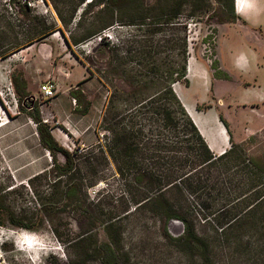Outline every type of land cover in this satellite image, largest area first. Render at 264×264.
Listing matches in <instances>:
<instances>
[{
  "label": "rangeland",
  "instance_id": "obj_1",
  "mask_svg": "<svg viewBox=\"0 0 264 264\" xmlns=\"http://www.w3.org/2000/svg\"><path fill=\"white\" fill-rule=\"evenodd\" d=\"M210 1L211 9L201 17H190L186 7L177 17L173 18L171 13L162 15L156 25L158 31L148 35L149 48L143 55L138 51L142 29L128 22H115L101 34L71 44L70 48L56 30L0 58V202L7 209V218L0 216L3 222L0 229L5 230V235L20 230L35 234L47 250V255L41 252L36 260L12 240L5 239L0 243L4 264L258 263L254 260V238L248 240L249 233L237 246L216 243L211 262L181 251L164 238L159 217L149 208H138L129 195H123L125 188L113 163L97 154L98 147H105L111 138L104 130L108 126L104 117H109L106 109L110 98L117 96L116 112L125 115L136 103L135 98L127 95L134 76L158 68L159 75L166 78L169 66L179 59L180 44L185 38L187 78L174 87L179 97H183L189 108H194L196 123L213 145L223 142L221 116L229 130L226 131L228 144L222 148L230 147L231 138L264 168V15L258 19L252 15L246 22L235 11L240 19L220 24L214 17L219 6ZM142 3L145 7L169 8L167 0H135L131 6L139 9ZM2 6L11 12L12 22L23 23L26 31L33 25V19L44 18L46 25L55 23L69 39V32L49 1L48 12L42 3H36L27 16L29 20L9 0H0ZM101 7L88 10L86 18L92 21L93 13ZM258 8H264L262 2ZM80 13L81 9L77 19ZM5 30L10 35L2 40L6 46L11 34ZM69 30L75 37L82 32L76 30L75 23ZM241 57L242 61L238 62ZM190 59L191 73L188 72ZM45 82L55 85L54 98L43 97L40 86ZM40 127L48 128L58 146L69 153L75 166L71 172L74 178L81 177L86 186L97 178L102 179L84 189L87 201L92 203L88 211H81L63 198L67 177L58 178L57 164L41 143ZM94 156L96 159H92ZM65 161L68 159L58 157V163ZM232 171L221 170L217 174L222 190L211 197L204 196L211 206L207 213L216 212L214 215L225 218L231 207L225 206L226 200L234 199L235 209L242 215L245 200L261 190V186H246L238 173L228 183L226 176L231 177ZM243 194L247 195L246 199H236ZM185 198L192 205L197 201L192 195ZM195 223L201 233L215 235V225L205 223L200 217ZM110 224L113 227L106 232ZM55 229L65 242L71 241L75 246L65 247L54 234ZM169 231L177 238L183 233V225L171 220ZM82 237L85 242L80 243ZM108 242H114V253L110 255L105 247Z\"/></svg>",
  "mask_w": 264,
  "mask_h": 264
},
{
  "label": "trees",
  "instance_id": "obj_2",
  "mask_svg": "<svg viewBox=\"0 0 264 264\" xmlns=\"http://www.w3.org/2000/svg\"><path fill=\"white\" fill-rule=\"evenodd\" d=\"M48 1L63 28L69 32V39L55 23L46 25L44 18L33 19V25L26 31L23 23L15 25L12 22L11 12L2 6L0 58H5L56 30H59L70 48L71 44H79L101 34L115 22L121 24L128 22L142 29L143 35L138 51L143 55L149 48L147 39L158 31L156 25L162 15L171 13L174 18L181 14L182 8L186 7L189 9L190 17L194 18L203 16L211 9L210 0H167L168 9L145 7L143 3V7L138 9L131 6L135 0H92L89 3H86V0H45L46 3ZM9 2L18 6V13L28 19L27 16L32 9L27 4H23L21 0H9ZM214 2L219 6L214 14L218 23H235L240 19L235 13L234 0H214ZM82 5L84 8H81ZM99 6L102 7L93 13L92 21H89L86 18L88 10L91 11L92 8ZM79 9L81 13L77 19ZM73 23L76 30H82L76 37L69 30ZM5 29L11 34L6 46L2 44V40L10 35L6 34ZM180 47L179 59L169 66L166 78H163L162 74L159 75L158 68L156 71L150 70L149 74L134 76V83L129 84L130 90L127 91V95L135 98L136 103L127 109L125 115L122 111L116 112L117 96L110 98L106 109L109 117H104L108 126L104 130L110 133L111 138L105 147H98L97 154L102 156V160L113 163L115 172L125 188L123 195H129L138 208H149L159 217L162 220L161 229L164 238L177 245L184 253L211 262L212 248L216 243L237 246L242 244V238L249 233L248 240L252 237L255 243L254 260L258 262L257 264H264V168L247 156L243 148L233 143L231 138L230 147L222 154L217 155L209 148L175 92V85L187 78L185 38L182 39ZM35 120L40 122L38 119ZM219 120L229 133L228 126L221 116ZM39 134L41 143L49 150L57 164L58 178L67 177L65 186L63 185V198L81 211H88L92 203L87 201L84 189L96 185L102 179L97 178L95 183L86 186L81 177L74 178L75 174L71 172L75 166L69 153L58 146L48 128L40 127ZM59 156L68 161L58 163ZM92 159H96V156ZM221 170L226 172L233 170L231 177L226 176L230 184L234 180V175L238 173L239 180L244 181L246 186L252 188L261 186V190L255 191L248 198L250 200H245V210H243L245 213L242 215L240 211H236L234 199L226 200L225 206L231 207L225 212L227 214L225 218L217 217L214 215L216 212H206L211 206L207 200H204V196L218 194L222 190L217 175ZM76 172L79 173L77 168ZM61 183L59 180L58 184ZM186 195L196 198L195 205L186 201ZM246 197L247 195L243 194L236 199H246ZM233 209L234 212H231ZM0 216L7 218V209L3 202H0ZM198 217L205 223L215 225L217 229L215 235L209 236L197 229L195 220ZM171 220H178L183 225V233L177 238L170 234ZM1 223L3 222L0 220ZM111 227L113 224L106 227V232ZM54 234L64 246L69 245L70 248L75 246L71 241L65 242L57 229L54 230ZM82 239L83 237L80 240ZM113 243L105 244L106 253L109 255L114 253ZM86 248L85 251L83 248L84 253Z\"/></svg>",
  "mask_w": 264,
  "mask_h": 264
},
{
  "label": "clouds",
  "instance_id": "obj_3",
  "mask_svg": "<svg viewBox=\"0 0 264 264\" xmlns=\"http://www.w3.org/2000/svg\"><path fill=\"white\" fill-rule=\"evenodd\" d=\"M237 2L239 3L240 0H237ZM237 66H239V63ZM5 239L12 240L17 247L21 251H24L30 258L34 256L35 259L38 260L41 252H43L44 255H47L45 246L41 244L36 235L29 233L26 230H20L19 232L10 231L5 235V230L0 229V243H3ZM36 249H39V251H36Z\"/></svg>",
  "mask_w": 264,
  "mask_h": 264
},
{
  "label": "crops",
  "instance_id": "obj_4",
  "mask_svg": "<svg viewBox=\"0 0 264 264\" xmlns=\"http://www.w3.org/2000/svg\"><path fill=\"white\" fill-rule=\"evenodd\" d=\"M247 1V3L249 4V11L246 13V14H239V13H237V15L241 18V19H244L246 22H248L249 21V17L250 16H252V15H256V19H258V18H261L263 15H264V8H261V9H259L258 8V6H259V3L260 2H262V4H263V6H264V0H246ZM236 6H237V4H236V0H235V11H236ZM191 115V114H190ZM192 118L195 120V118L192 116ZM195 122H196V120H195ZM199 126V125H198ZM198 126H197V128H198ZM224 126V125H223ZM200 128V127H199ZM198 128V130L200 131H202L203 129H199ZM223 129L225 130V133H223L222 132V134H221V136H220V138H223V142H222V144H220V145H218V146H215L214 145V149L212 150L211 149V146H210V144H209V142H208V139L207 138H205L206 136L204 135L203 136V134L201 133V131H200V133H201V135L204 137V139H205V141L207 142V144H209L208 146H209V148L212 150V151H215L216 153H217V155H219V154H222V153H224L225 151H226V149H225V147H224V149H223V151H220V148H222L223 146H225L226 144H228V142L226 143V141H227V136H226V129H225V127H223ZM221 131H222V129H221ZM203 132V131H202Z\"/></svg>",
  "mask_w": 264,
  "mask_h": 264
},
{
  "label": "built area",
  "instance_id": "obj_5",
  "mask_svg": "<svg viewBox=\"0 0 264 264\" xmlns=\"http://www.w3.org/2000/svg\"><path fill=\"white\" fill-rule=\"evenodd\" d=\"M22 3L27 4V6L31 9H33L36 5V3H42L45 7V11L48 12L49 8L46 6L45 0H22ZM40 91L45 99H51L54 98L57 91L55 88V85L51 82H45L40 86ZM0 264H4L3 256L0 254Z\"/></svg>",
  "mask_w": 264,
  "mask_h": 264
},
{
  "label": "bare ground",
  "instance_id": "obj_6",
  "mask_svg": "<svg viewBox=\"0 0 264 264\" xmlns=\"http://www.w3.org/2000/svg\"><path fill=\"white\" fill-rule=\"evenodd\" d=\"M92 0H88L86 3H89V2H91ZM236 4H237V6H236V11H237V13H239V14H246L248 11H249V4L247 3V1L246 0H240V2L238 3L237 2V0H236ZM242 59H243V57H241V59H238V62H241L242 61ZM191 60L192 59H190L189 60V66H188V72L189 73H191L192 72V62H191ZM181 96V95H180ZM182 97V96H181ZM181 97H180V99H181ZM182 102H183V104H184V106H185V108H186V110H188V112L191 114V117L193 116L194 117V114H193V112H195L194 111V108H189L190 106H187L186 104H185V101H184V99H183V97H182ZM193 111V112H192ZM195 121V120H194ZM197 124V123H196ZM197 126H198V124H197ZM198 128H199V126H198ZM201 128V127H200ZM199 128V129H200ZM201 129H203V128H201ZM201 131V130H200ZM203 131V132H202ZM201 131V133L203 134V136L205 135L206 136V133H205V131H204V129ZM223 132H225L224 130H223ZM205 138H207L208 139V137L206 136ZM208 142H209V144H210V146H211V149L213 150L215 147H214V145H213V143L211 142V140L209 139L208 140ZM208 144V145H209ZM223 149L224 148H220V151H223Z\"/></svg>",
  "mask_w": 264,
  "mask_h": 264
},
{
  "label": "water",
  "instance_id": "obj_7",
  "mask_svg": "<svg viewBox=\"0 0 264 264\" xmlns=\"http://www.w3.org/2000/svg\"><path fill=\"white\" fill-rule=\"evenodd\" d=\"M175 92H176V94L178 95V92H177V89H175ZM178 97H179V95H178ZM180 98V97H179ZM185 107V106H184ZM186 109V108H185ZM187 111V113H188V115L191 117V115H190V113L188 112V110H186ZM191 119H192V121L194 122V124L197 126V124H196V122L194 121V119L191 117Z\"/></svg>",
  "mask_w": 264,
  "mask_h": 264
},
{
  "label": "flooded vegetation",
  "instance_id": "obj_8",
  "mask_svg": "<svg viewBox=\"0 0 264 264\" xmlns=\"http://www.w3.org/2000/svg\"><path fill=\"white\" fill-rule=\"evenodd\" d=\"M237 12V11H236Z\"/></svg>",
  "mask_w": 264,
  "mask_h": 264
}]
</instances>
